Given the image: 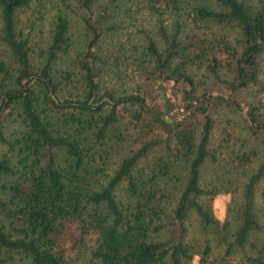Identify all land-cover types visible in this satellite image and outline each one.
Here are the masks:
<instances>
[{
    "label": "trees",
    "instance_id": "trees-1",
    "mask_svg": "<svg viewBox=\"0 0 264 264\" xmlns=\"http://www.w3.org/2000/svg\"><path fill=\"white\" fill-rule=\"evenodd\" d=\"M0 264H264V0H0Z\"/></svg>",
    "mask_w": 264,
    "mask_h": 264
},
{
    "label": "rangeland",
    "instance_id": "rangeland-1",
    "mask_svg": "<svg viewBox=\"0 0 264 264\" xmlns=\"http://www.w3.org/2000/svg\"><path fill=\"white\" fill-rule=\"evenodd\" d=\"M49 5L50 3L47 2V7ZM34 7L37 8L33 4L32 7L25 9L24 13L22 14L23 18H26L27 16L32 17L34 15H38L39 13L37 12L36 9H34ZM129 7L130 9H126L125 7H123L120 12V16H119L120 17V28L117 29L116 35L118 36V38H121V39H124L127 36V33H137L135 31V28L139 27L140 25L144 26L145 28L149 26V21L146 20L148 18L146 17L145 14L138 11V7L135 4H131L129 5ZM133 9H136V10H133ZM46 29H47V21L41 20L40 23L37 25L36 30H39L40 34L43 35ZM156 90L158 92L161 91L163 93V100H164V97H165L164 91L161 88H157ZM164 107H165V111L163 112V114L165 115L167 119L169 118L167 114L168 110L166 106H163V109ZM221 206H222V201L218 200L215 203L216 213L220 212Z\"/></svg>",
    "mask_w": 264,
    "mask_h": 264
},
{
    "label": "water",
    "instance_id": "water-1",
    "mask_svg": "<svg viewBox=\"0 0 264 264\" xmlns=\"http://www.w3.org/2000/svg\"><path fill=\"white\" fill-rule=\"evenodd\" d=\"M159 93H160V95H161V98H162V100H163V93L161 92V91H159ZM165 111V107H164V109H163V111H162V113ZM167 119H169V118H167Z\"/></svg>",
    "mask_w": 264,
    "mask_h": 264
}]
</instances>
